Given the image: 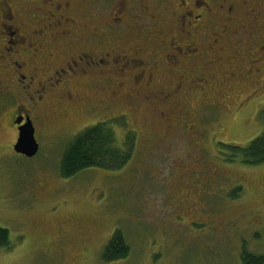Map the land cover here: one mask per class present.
Instances as JSON below:
<instances>
[{
  "label": "rangeland",
  "instance_id": "obj_1",
  "mask_svg": "<svg viewBox=\"0 0 264 264\" xmlns=\"http://www.w3.org/2000/svg\"><path fill=\"white\" fill-rule=\"evenodd\" d=\"M204 1L211 13L203 19L208 28L199 33L198 24L175 19L179 1L73 0L79 20L67 17L88 28L72 40L97 56L113 49L149 68L156 65L151 76L147 70L135 77L131 68L114 65L90 92L76 84L75 100L93 102L98 110L71 117L68 111L71 123L62 131L37 125L39 151L31 159L13 151L16 132L0 118V228L10 241L9 248H0V264H243V252L264 256V164L228 163L223 147H244L264 131V74L248 61L239 68L240 62L226 57L215 63L222 51L240 52L253 33L264 36V0ZM228 3L234 11L227 18ZM95 35L105 43L98 44ZM193 41L198 56L192 57L186 46ZM112 92L117 97L108 104L97 103ZM99 123L113 129L119 145L133 136L130 161L117 171L61 178L66 144ZM199 176V182L190 181ZM201 182L200 198L194 192L187 198L192 207L180 209L177 197ZM236 188L241 191L233 199ZM77 220L87 224V240H77ZM115 231L125 238L129 256L105 263L102 252ZM60 232L73 239L57 247Z\"/></svg>",
  "mask_w": 264,
  "mask_h": 264
},
{
  "label": "flooded vegetation",
  "instance_id": "obj_2",
  "mask_svg": "<svg viewBox=\"0 0 264 264\" xmlns=\"http://www.w3.org/2000/svg\"><path fill=\"white\" fill-rule=\"evenodd\" d=\"M44 1L0 0V118H5L7 125L16 132L14 143L11 144L12 149L18 137V128L26 122V118L30 119L34 132L39 124L47 130L62 131L67 128H63L65 125L71 123L67 116L68 111L71 117L73 114L83 113L89 109L98 110L93 102L89 101L87 105H82L81 102L75 100L76 96L72 91L79 89L76 84H82L81 89L90 92L91 89L98 88V79L102 77L103 71L110 72L114 65H117L121 71L127 67L131 68L132 72H135L134 77L145 74L147 70L151 76V68L156 65L153 63L149 68L148 63L141 61L140 58L131 57L130 54L116 55L117 52L113 49L100 53L99 56L92 54L80 45L79 39L72 40L76 31L88 28V25L82 24L81 21L75 24L80 13L73 12L77 9L73 0H46L47 3ZM175 1L180 2L179 12H176L175 19L183 18L184 26L186 24L191 27L193 23L198 24L197 31L200 33L205 27L203 20L205 15L211 13L209 3L204 0H194L188 5L185 0ZM228 5L225 13L227 18L234 11L232 5L230 3ZM67 14L76 19L67 17ZM205 28H208L207 24ZM185 32L190 34L187 30ZM83 36L85 35H82V38ZM53 38L59 41H54ZM94 39L98 44L105 43L99 41L97 35ZM247 40L248 42L243 44L244 48L239 49L240 52L230 56L229 54L224 55L222 51V56L216 59L215 63L219 62L222 57H226L228 60L240 62L239 68L242 63L248 61L256 73L264 74V68L261 67L264 66V36H259L255 32ZM250 40L254 41L252 48L251 45L249 46ZM89 41L93 42L91 39L86 42ZM193 42L191 47L186 46V51L188 54L192 52V57L198 56L195 55L198 50L194 48L196 43ZM212 43L211 48L219 45L220 36L214 37ZM208 50L211 52L210 49ZM134 55L137 56L136 53ZM167 57L168 61L174 60V57L168 55ZM176 63L177 59L173 64ZM146 65L147 68H145ZM148 80L150 81L151 78L148 77ZM146 86L149 87V83ZM116 94L112 92L111 98L106 96L105 100L97 103L108 104V101L117 97ZM166 95L170 99L173 97L169 93ZM75 102L77 106L73 110L70 106ZM52 107L60 109L62 114L60 113V116L50 114L54 111ZM65 107L70 109L66 110ZM46 115L48 118L45 119ZM18 120H22L20 124H16ZM45 121L48 124H45ZM200 178L202 177L199 176L190 181L194 184L199 182ZM201 183L199 187L195 185L196 189L187 192L186 195L181 194L177 197L176 204L180 209L187 210L189 206L192 207L190 205L192 200L187 198L194 196V192H198L197 198H200L199 192L203 189V182ZM85 225L87 224L84 221L77 220L73 226L78 241L89 238V232L84 231ZM67 235L71 236L67 232L59 233L55 238L57 247L67 243L68 239H73L71 237L67 239ZM81 250L84 252L83 248Z\"/></svg>",
  "mask_w": 264,
  "mask_h": 264
},
{
  "label": "trees",
  "instance_id": "obj_3",
  "mask_svg": "<svg viewBox=\"0 0 264 264\" xmlns=\"http://www.w3.org/2000/svg\"><path fill=\"white\" fill-rule=\"evenodd\" d=\"M264 109V108H263ZM264 113V110L261 111ZM226 162L238 160L241 164L258 166L264 164V131L244 147L223 145ZM134 138L130 134L119 145L113 129L105 123L87 128L72 138L65 146L59 162V175L70 179L92 169L117 171L126 166L132 156ZM240 188L231 192V198H238ZM9 233L0 228V248H9ZM129 246L120 231H115L102 252V261L113 263L129 256ZM243 264H264V256L247 252L241 255Z\"/></svg>",
  "mask_w": 264,
  "mask_h": 264
},
{
  "label": "water",
  "instance_id": "obj_4",
  "mask_svg": "<svg viewBox=\"0 0 264 264\" xmlns=\"http://www.w3.org/2000/svg\"><path fill=\"white\" fill-rule=\"evenodd\" d=\"M22 120H18L16 124H20ZM38 143L34 137V128L29 118H26V122L18 128V138L13 150L16 154L31 159L38 152Z\"/></svg>",
  "mask_w": 264,
  "mask_h": 264
}]
</instances>
